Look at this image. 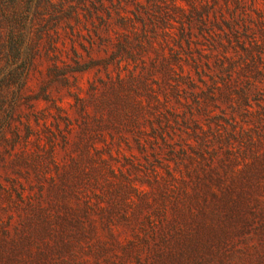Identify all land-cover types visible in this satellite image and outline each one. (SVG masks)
I'll return each instance as SVG.
<instances>
[{
	"label": "rangeland",
	"instance_id": "374dc122",
	"mask_svg": "<svg viewBox=\"0 0 264 264\" xmlns=\"http://www.w3.org/2000/svg\"><path fill=\"white\" fill-rule=\"evenodd\" d=\"M0 264H264V0H0Z\"/></svg>",
	"mask_w": 264,
	"mask_h": 264
}]
</instances>
